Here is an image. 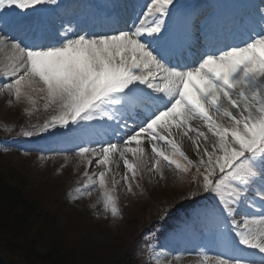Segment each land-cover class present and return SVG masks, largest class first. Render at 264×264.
<instances>
[{
  "label": "snow or ice",
  "instance_id": "6c2138e0",
  "mask_svg": "<svg viewBox=\"0 0 264 264\" xmlns=\"http://www.w3.org/2000/svg\"><path fill=\"white\" fill-rule=\"evenodd\" d=\"M48 3L60 7L57 0H0V52L11 69L3 87L33 105L39 95L54 113L23 134L80 125L91 134V123L106 117L116 142L78 148L89 166L103 169L88 180L96 177L105 190L110 179L114 193L121 184L131 191L145 167L161 176L164 167L195 168L196 187L186 197L194 216L227 237L233 252L217 264H252L245 249L264 254V0L239 20L214 21L181 12L175 0H113L107 7L127 12L108 29L69 9L49 18L36 8ZM237 35L242 44L228 42ZM119 161L125 171L117 179L111 165ZM103 207L117 213L109 191Z\"/></svg>",
  "mask_w": 264,
  "mask_h": 264
},
{
  "label": "trees",
  "instance_id": "16d2710c",
  "mask_svg": "<svg viewBox=\"0 0 264 264\" xmlns=\"http://www.w3.org/2000/svg\"><path fill=\"white\" fill-rule=\"evenodd\" d=\"M6 176L0 171V231L12 238H20L19 235L23 236L27 227L35 224L40 213L33 200L23 194L18 185H13L10 180L8 182ZM41 221L48 224L47 219ZM62 264L67 263L63 261Z\"/></svg>",
  "mask_w": 264,
  "mask_h": 264
},
{
  "label": "rangeland",
  "instance_id": "374dc122",
  "mask_svg": "<svg viewBox=\"0 0 264 264\" xmlns=\"http://www.w3.org/2000/svg\"><path fill=\"white\" fill-rule=\"evenodd\" d=\"M8 55L9 54H6L4 52H0V58L4 57V60L8 58ZM9 63L5 64V66H4V69H6L8 71L11 70L10 67H9ZM1 99L2 100L5 99L4 92H0V102L2 104V108H4V113L1 114V116H3V118H8V120H10V124L11 125L15 124L16 121H15L14 114H17L18 109H22L23 106H17V105L7 106V104H3V101H1ZM15 103L25 104V100L24 99L17 100V102H15ZM26 104L30 105L31 102L26 99ZM15 168L18 169L17 164H15ZM25 176L30 177L29 173H27V175H25ZM171 179L172 178H170V180ZM75 209H78V207H76ZM136 220H138V217L136 218ZM64 236L66 237V240H68V241H72V240L75 239L72 234L71 235H64ZM132 236H133V238L135 237L134 235H132ZM133 238L129 239L127 236H125V237H116L115 240H117V242L115 243V245H113V247H119V249L124 250L125 247L127 246V244L131 243ZM44 240L47 241V238L44 237ZM102 241H103V237L100 234H98V233H94L92 235V237L88 239V241L86 242V245H85L84 242L76 241L75 242V253L78 256L81 257V261L80 262L89 263L87 261V259L98 260L96 258V256L97 257H102L104 255V253H99V252L103 251V250H106L109 247L98 248V246H96V245L87 244V243L102 242ZM84 246H85V249L87 251H83L84 250ZM161 256H163V254ZM100 262H102V260H100ZM169 263L172 264V261H170ZM211 263L212 264H217V263L212 262V261H211ZM200 264H209V260H207L204 263H200Z\"/></svg>",
  "mask_w": 264,
  "mask_h": 264
},
{
  "label": "bare ground",
  "instance_id": "6f19581e",
  "mask_svg": "<svg viewBox=\"0 0 264 264\" xmlns=\"http://www.w3.org/2000/svg\"><path fill=\"white\" fill-rule=\"evenodd\" d=\"M92 11L94 12V9ZM85 251H87V250L85 249Z\"/></svg>",
  "mask_w": 264,
  "mask_h": 264
}]
</instances>
